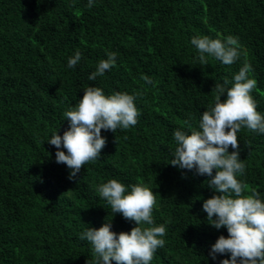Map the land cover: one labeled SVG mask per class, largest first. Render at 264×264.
Instances as JSON below:
<instances>
[{"label":"trees","instance_id":"1","mask_svg":"<svg viewBox=\"0 0 264 264\" xmlns=\"http://www.w3.org/2000/svg\"><path fill=\"white\" fill-rule=\"evenodd\" d=\"M0 0V264H86L87 228L136 225L111 212L97 188L110 179L153 190L154 224L166 225L165 245L151 264H219L208 253L226 229L207 222L203 201L214 193L209 177L169 162L172 133L195 127L213 103L212 90L232 80L244 64L256 81L252 96L264 113V0ZM238 39L240 60L226 66L194 60V36ZM82 55L74 69L67 59ZM111 71L89 81L106 54ZM143 76L154 84L145 85ZM87 86L138 93V122L127 130H101V158L82 166L75 180L55 161L46 142L68 129L63 113ZM224 97L221 98L223 101ZM185 131H191L185 128ZM238 151L245 175L238 177L264 200V135L241 128ZM63 150V149H61ZM66 151V150H65ZM231 152L232 149L230 148ZM147 227V225H140ZM114 264V262H113Z\"/></svg>","mask_w":264,"mask_h":264},{"label":"clouds","instance_id":"2","mask_svg":"<svg viewBox=\"0 0 264 264\" xmlns=\"http://www.w3.org/2000/svg\"><path fill=\"white\" fill-rule=\"evenodd\" d=\"M95 4L96 0H87L86 6L92 8ZM190 44L196 50L194 60L202 65H208L212 59L231 66L241 57L238 39L231 35L223 40L194 36ZM106 57L88 76L89 81L115 67L117 54L109 52ZM81 59L77 50L67 59V68L74 69ZM251 71V65L244 64L231 81L224 78L216 82L213 103L201 114L198 124L193 127L185 121L184 128L172 133L175 150L169 163L209 177L207 187L214 194L203 201L202 210L211 227L226 229L228 233L227 238L220 235L208 253L213 262L218 255L229 257L219 264H264V200L255 191L247 194V185L238 179L245 175V164L238 151V132L246 128L264 135V113L257 111L252 96L256 81L250 78ZM142 79L145 85L154 84L148 76ZM138 95H106L102 88L87 86L75 107L63 113L68 129L63 135L54 131L43 145L55 147V161L67 167L69 180L76 179L82 166L101 158L106 145L102 129L115 133L137 124L141 114L136 106ZM185 128H190V133ZM97 191L113 215L120 214L136 226L121 233L110 230L111 221H105L98 229L87 227L79 238L91 245L90 264H151L157 249L164 247L166 235V225L154 224L157 194L142 184L125 185L117 179L99 185ZM142 224L147 227H141Z\"/></svg>","mask_w":264,"mask_h":264}]
</instances>
